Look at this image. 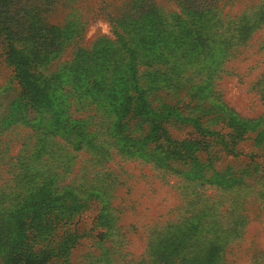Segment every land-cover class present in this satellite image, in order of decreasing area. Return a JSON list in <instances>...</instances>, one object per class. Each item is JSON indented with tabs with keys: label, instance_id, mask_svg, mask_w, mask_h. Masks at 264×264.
<instances>
[{
	"label": "rangeland",
	"instance_id": "374dc122",
	"mask_svg": "<svg viewBox=\"0 0 264 264\" xmlns=\"http://www.w3.org/2000/svg\"><path fill=\"white\" fill-rule=\"evenodd\" d=\"M4 8L7 29L0 31V40L12 42L5 51H21L31 59V66L46 77L43 86L53 88L56 102L75 103L72 108L76 109L84 100L76 83L69 81L67 67L80 50H91L97 40L207 38L213 43L209 52L215 54L220 53L215 49L219 43H240L231 49L233 54L215 81L223 101L242 117L264 114V102L253 88L264 75V0H4ZM25 96L0 45V216L30 219L35 208L45 207L46 201L41 203L37 195L40 189L28 191L26 183L30 173L52 158L59 171L71 170L65 172L66 182L80 172L95 176H90L91 185L86 186L91 187L88 196H93V203L59 230L76 232L80 237L63 252L52 255L46 264H134L151 252L149 228L175 221L182 214L192 217L182 230H172L174 240L190 247L194 264H264V177L259 170L253 181L247 180V187L238 185L228 193L200 184L187 189L178 184L175 175L163 177L160 170L146 163L145 155L126 158L113 148L111 159L103 166L125 172L121 184L113 188V198L109 197L110 205L116 207L111 213L117 218L110 220L99 208L108 199L103 181L109 183V177L102 178L98 173L99 163L92 154L65 148L54 153L57 146L53 142L55 148L43 150L41 145H33L36 150L22 153L27 143L35 144L28 124L35 113L26 107ZM119 97L117 94L113 99L117 105L124 101ZM107 107L106 114L113 113L118 120L120 114L113 105ZM251 125L254 136L258 127ZM176 135L182 137L183 133ZM249 149L244 146L245 151ZM252 149L259 154L258 161L264 162V148L258 144ZM193 189L208 199H197ZM219 211H225L222 217L216 216ZM113 226H119L117 237L101 235L104 231L113 234ZM119 235L124 237L122 244ZM149 259L148 254L146 261ZM154 260L151 264H160L157 257Z\"/></svg>",
	"mask_w": 264,
	"mask_h": 264
},
{
	"label": "trees",
	"instance_id": "16d2710c",
	"mask_svg": "<svg viewBox=\"0 0 264 264\" xmlns=\"http://www.w3.org/2000/svg\"><path fill=\"white\" fill-rule=\"evenodd\" d=\"M6 21L4 0H0V31L7 29ZM11 43L0 40L4 60L23 87L26 107L35 113L28 122L35 144L27 143L22 153H29L33 145L46 150L54 144V153L65 148L92 154L99 163L98 173L102 178L109 177V183L103 181V193L108 199L99 208L106 211L110 220L117 218L111 213L116 207L110 205L109 197L113 198V188L121 184V174L125 172L106 170L103 166L104 161L111 159L113 148L126 158L145 155L146 163L160 170L163 177L173 174L180 180L178 184L187 189L200 184L228 193L238 185L247 187V180L253 181L257 170L264 177V162L258 161L259 154L252 149L258 144L264 148V114L242 117L223 101L216 89L215 81L223 72V64L239 42L219 43L215 49L220 53L215 54L209 52L213 43L207 38L187 41L146 36L97 40L91 50H80L67 67L69 81L76 83L84 97L76 109L72 108L75 103L55 101L53 88L43 86L46 77L31 66V59L21 51H5ZM253 88L264 102V75ZM117 94L124 99L119 101L120 105L113 101ZM111 105L120 114L116 121L113 113L106 114ZM249 124H257L254 136ZM180 132L182 137L176 135ZM244 146L250 149L245 151ZM65 172L71 170L59 171L52 158L43 168L29 174L27 190L40 189V202L50 203L46 210V205L41 210L35 208L30 219L23 215L0 216V264H46L52 255L63 252L80 237L76 232L59 230L93 203V196H88L91 187L86 186L91 185L95 176L80 172L66 182ZM193 191L197 199H208L204 193ZM60 199L62 202L57 203ZM187 211L191 210L187 207ZM225 211L216 216L222 217ZM191 217L182 214L175 221L151 226L150 259L146 261L147 254L134 264H151L156 257L160 264H194L193 251L181 241L176 243L172 231L182 230ZM118 227H112L113 234L104 231L101 235L117 237ZM165 229L169 231L164 232ZM118 239L120 244L125 241L123 235ZM218 259L220 262L222 256Z\"/></svg>",
	"mask_w": 264,
	"mask_h": 264
}]
</instances>
